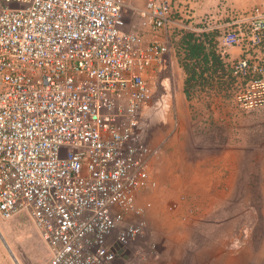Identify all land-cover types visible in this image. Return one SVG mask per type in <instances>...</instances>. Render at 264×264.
Listing matches in <instances>:
<instances>
[{
	"label": "built area",
	"instance_id": "built-area-1",
	"mask_svg": "<svg viewBox=\"0 0 264 264\" xmlns=\"http://www.w3.org/2000/svg\"><path fill=\"white\" fill-rule=\"evenodd\" d=\"M133 3L0 0V220L29 219L46 264H137L131 246L151 206L137 196L157 188L152 118L169 95L161 84L156 97L146 76L169 48L142 30L169 28L178 10L146 0L129 26ZM199 22L244 54L229 61L237 103L264 108V5L221 3Z\"/></svg>",
	"mask_w": 264,
	"mask_h": 264
},
{
	"label": "rangeland",
	"instance_id": "rangeland-1",
	"mask_svg": "<svg viewBox=\"0 0 264 264\" xmlns=\"http://www.w3.org/2000/svg\"><path fill=\"white\" fill-rule=\"evenodd\" d=\"M221 2L236 5L213 0ZM175 6L179 25L172 29L169 49L176 53L181 33L202 27L192 22L188 0H175ZM179 81L171 69L152 79L156 97L161 84L169 95L167 106L152 118L150 144L159 160L151 163V175L157 188L143 193L139 203L151 206L146 234L132 244V253L154 243L157 261L166 264H264V108L237 103L235 84L198 90L186 105L178 98ZM48 259L29 219L0 220V264ZM135 262L141 264L138 255Z\"/></svg>",
	"mask_w": 264,
	"mask_h": 264
},
{
	"label": "trees",
	"instance_id": "trees-1",
	"mask_svg": "<svg viewBox=\"0 0 264 264\" xmlns=\"http://www.w3.org/2000/svg\"><path fill=\"white\" fill-rule=\"evenodd\" d=\"M218 38V32L184 31L175 43L179 65L188 75L185 94L189 99L198 90H221L237 83L228 52L223 51ZM225 77H228L226 81Z\"/></svg>",
	"mask_w": 264,
	"mask_h": 264
},
{
	"label": "crops",
	"instance_id": "crops-1",
	"mask_svg": "<svg viewBox=\"0 0 264 264\" xmlns=\"http://www.w3.org/2000/svg\"><path fill=\"white\" fill-rule=\"evenodd\" d=\"M145 1L146 0H134L132 10L126 12V20H127V24L129 26L138 21V18L136 16V12L138 10H142L144 8ZM188 3L190 4V6H189L190 9L194 10V12L192 13L194 21H192V22H195V21H200V19L203 16L213 12V10L217 6H219V4L225 3V2H221L217 5H214L213 0H188ZM235 4L236 5L231 4L235 9H237L240 12H247V11H250V10L256 8V7H262L264 5V0H235ZM239 8H248V9H239ZM179 11L183 12V7L180 8ZM177 13H178V11H177ZM177 25H179V22L176 20L169 28H166V29L160 31L157 34L151 33L149 30H142V32H143V34L145 36V40L147 42L157 41L161 45H166L169 48L171 46V39L173 38L172 37V33H173L172 29ZM169 52H170L169 54L167 53L166 55L163 56L162 61H160L154 65L153 70L149 71L146 74V76H147V78H149L150 82L153 83L152 79L154 77H157L163 69H171L172 71L177 72L179 74V78H180V81H179L180 91H179L178 98L180 99L181 102H184V104L188 105L187 103L192 101V98L194 95L192 93L191 97L189 99L187 97V95L185 94V83H186V80L188 78V75L185 73V71L179 65V59L177 57V53L173 52V49H169ZM243 56H244V54H243L240 47H233V48H230L228 50V57L231 60H238ZM227 78L228 77H225L224 80L226 81ZM158 155L159 154L156 150V154L152 157V159L150 161V165H149L150 171H151V163L153 165L154 158L157 161L159 160ZM145 192H147V191H143V192L138 194V196H137V203L138 204L140 202H142L144 195H145L143 193H145ZM136 255L137 254L132 253L129 260H131V261L134 260ZM158 258H159V255L155 256L153 258L154 260H152L151 257H149L146 260H144V259H141V260L139 259V260H140L141 264H166V263H162V261L158 262L157 261ZM160 260H162V259H160ZM118 263L124 264L121 262H118ZM118 263H116V264H118Z\"/></svg>",
	"mask_w": 264,
	"mask_h": 264
},
{
	"label": "water",
	"instance_id": "water-1",
	"mask_svg": "<svg viewBox=\"0 0 264 264\" xmlns=\"http://www.w3.org/2000/svg\"><path fill=\"white\" fill-rule=\"evenodd\" d=\"M1 238H2V236H1ZM2 240H3V238H2ZM4 241V240H3ZM4 243H5V241H4ZM5 245L7 246V244L5 243ZM18 264V263H17Z\"/></svg>",
	"mask_w": 264,
	"mask_h": 264
}]
</instances>
